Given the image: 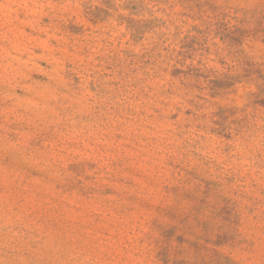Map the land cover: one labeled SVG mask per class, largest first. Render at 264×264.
<instances>
[{
	"label": "rangeland",
	"instance_id": "374dc122",
	"mask_svg": "<svg viewBox=\"0 0 264 264\" xmlns=\"http://www.w3.org/2000/svg\"><path fill=\"white\" fill-rule=\"evenodd\" d=\"M0 264H264V0H0Z\"/></svg>",
	"mask_w": 264,
	"mask_h": 264
}]
</instances>
